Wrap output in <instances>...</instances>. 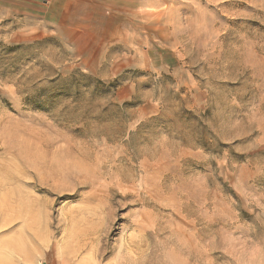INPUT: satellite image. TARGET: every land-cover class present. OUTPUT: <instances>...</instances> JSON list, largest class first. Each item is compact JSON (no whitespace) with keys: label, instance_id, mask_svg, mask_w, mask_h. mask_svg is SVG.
<instances>
[{"label":"rangeland","instance_id":"374dc122","mask_svg":"<svg viewBox=\"0 0 264 264\" xmlns=\"http://www.w3.org/2000/svg\"><path fill=\"white\" fill-rule=\"evenodd\" d=\"M0 264H264V0H0Z\"/></svg>","mask_w":264,"mask_h":264}]
</instances>
